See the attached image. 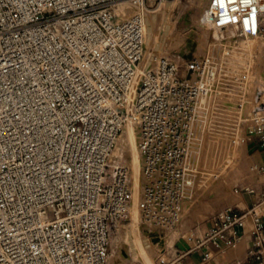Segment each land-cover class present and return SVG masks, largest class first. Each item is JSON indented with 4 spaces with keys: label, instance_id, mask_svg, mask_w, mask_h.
<instances>
[{
    "label": "built area",
    "instance_id": "1",
    "mask_svg": "<svg viewBox=\"0 0 264 264\" xmlns=\"http://www.w3.org/2000/svg\"><path fill=\"white\" fill-rule=\"evenodd\" d=\"M122 2L137 9L120 18ZM140 6L151 4L0 0V264L108 262L112 233L131 219V168L113 158L127 120L138 128L140 222L159 233L180 223L247 134L264 149V106L246 107L264 0H207L201 23L227 35L201 56H153L137 75ZM262 203L217 211L197 245L230 247L250 224L248 255L264 264Z\"/></svg>",
    "mask_w": 264,
    "mask_h": 264
},
{
    "label": "rangeland",
    "instance_id": "2",
    "mask_svg": "<svg viewBox=\"0 0 264 264\" xmlns=\"http://www.w3.org/2000/svg\"><path fill=\"white\" fill-rule=\"evenodd\" d=\"M122 3L127 7L129 13L135 10V6H131L127 2ZM206 3L207 0H164L160 3L154 2L152 4V0H149L151 6L148 8L144 6L145 11L143 10L144 13L146 12L144 14L146 49L148 48L147 46L150 40L153 38L150 51L153 52L154 56L173 53H195L199 56L205 54L210 38L215 39L221 37L217 31L211 30L200 21V16ZM121 10L122 6L120 5L117 11L120 12ZM155 16H158L160 19L158 25L153 27L151 18ZM258 40H260L259 43ZM248 50L252 52V63L247 85L248 97L246 107L247 109H252L258 106H264V37L256 39L255 43L248 47ZM121 141L126 142V147L122 145L119 152V161L128 164L133 170L131 149L129 148L126 132L125 137L122 136ZM249 146L251 151L260 149V145L255 139L249 143ZM246 147L245 142L236 147L234 160H232L229 166L224 169L217 180L211 185V191L217 192L216 194L219 192V196L222 192L234 195L233 186L235 184L248 181L253 183L255 181L253 178V165L250 161L249 153L246 151ZM133 183L139 197V172L135 178L133 175ZM203 202L204 198L199 200L194 206V210H189L190 216L183 215L182 220L176 227L160 233L162 239L159 243L154 242L150 234L143 229L145 226L140 222V212L138 211L137 203L135 204L136 216L135 218L132 216V203L130 209L131 219L129 218L125 221L124 225L111 235L108 262L106 264H168L172 260V248L179 242L182 234L185 233L184 230H190L188 222L190 221L189 218H192V213L195 214V221L197 218H200L199 214L203 208ZM202 229V226L199 227V230ZM128 238L137 240V243L140 245L139 253L141 254H139V257L126 262L121 258L120 253L116 251V246Z\"/></svg>",
    "mask_w": 264,
    "mask_h": 264
},
{
    "label": "crops",
    "instance_id": "3",
    "mask_svg": "<svg viewBox=\"0 0 264 264\" xmlns=\"http://www.w3.org/2000/svg\"><path fill=\"white\" fill-rule=\"evenodd\" d=\"M254 139L257 141L254 135L247 134L245 136L246 151L249 153L252 165H263L264 149L261 147L256 151H251L250 149L249 143L253 142ZM253 178L255 179L253 183L248 181L235 184L233 186L234 195L222 192L221 198L219 196L220 193L216 194L217 192L211 191L210 187L185 209L183 215L190 216L189 210L193 209L197 202L204 198L203 208L199 214L200 218L195 221V214L192 213V218H189L190 221L188 222L190 230L187 231L185 229V233L182 234L179 242L172 248V260L168 264H260L248 255V250L252 244L250 224L239 230L238 241L230 247L218 248L211 243L197 245L198 240L208 229L217 211L232 206L236 211L240 212L264 199V181H262L264 180V173H254ZM243 185H250L253 187V191H244L241 189ZM235 187H238L239 190L235 191ZM256 210L262 213V220L264 221V204L258 205ZM201 226L203 229L199 230ZM205 253H208L207 258H204Z\"/></svg>",
    "mask_w": 264,
    "mask_h": 264
},
{
    "label": "bare ground",
    "instance_id": "4",
    "mask_svg": "<svg viewBox=\"0 0 264 264\" xmlns=\"http://www.w3.org/2000/svg\"><path fill=\"white\" fill-rule=\"evenodd\" d=\"M120 5L122 6V10L120 12H118L117 15H118V17L123 18L124 16H127V14L129 13V10L127 9V7L125 5H123V3H120L118 8L120 7ZM134 8L137 9V6H135ZM139 9L143 12V22H144V14L146 13V12L144 13V11H145L144 10V6H140ZM159 19L160 18L158 16H155V17L151 18V20H152L151 23L153 24V27L158 25ZM213 30L217 31V33L219 35H221V36H225L228 33L226 30H223V32L220 31V30H217V29H213ZM155 33H157V32H155ZM143 38H144L143 58H142V60L140 61L139 65H138V70H137L138 73H137V75H140V73H142L143 71L147 70V68L150 65V60L154 56L153 52L150 51V45L153 42V38L150 40V43L147 46L148 48L146 49V47H145L144 25H143ZM259 41L260 40H258V43H259ZM254 43H255V41L252 42L250 45H253ZM134 86H135V83L133 84V86H132V88H131V90L129 92V95H128L129 103H132V101H133ZM125 132H126L127 139L129 141V148L131 149V161H132V165H133V170L131 169V171H132V177L131 178H132V185H133V191H134V193H133V201H132V203H133L132 216L135 218V216H136L135 204L137 203L138 195L136 193V189H135V186H134V183H133V175H134V178H135L137 176L138 172H139V190H140V178H141V171L139 170L141 162H140V155H139V151H138V128H137L136 121L127 120L125 125L123 126L122 132H121V134H120V136L118 138V142H117V145H116V147L114 149V153H113V158H114L115 162H118L119 159H120L119 152H120V150L122 148V145H124L126 147V145H125L126 142L124 143L123 141H121L122 136L125 137ZM135 134H136V139H135ZM132 165H131V167H132ZM143 229L145 231H147L148 233H156L157 238H156V240L154 242H158L159 243V241L162 239V236L156 230H152V229H149V228H146V227L143 228ZM133 239H130V238L125 239V240H123L122 243H119L116 246V251H118L120 253L121 258L124 261H126V262L131 260V259H133V258L135 259V258L139 257V254H141V253H139L140 245L137 243V240L135 241Z\"/></svg>",
    "mask_w": 264,
    "mask_h": 264
},
{
    "label": "water",
    "instance_id": "5",
    "mask_svg": "<svg viewBox=\"0 0 264 264\" xmlns=\"http://www.w3.org/2000/svg\"><path fill=\"white\" fill-rule=\"evenodd\" d=\"M149 234H150V236L153 238V241H155L156 238H157L156 233H149Z\"/></svg>",
    "mask_w": 264,
    "mask_h": 264
}]
</instances>
